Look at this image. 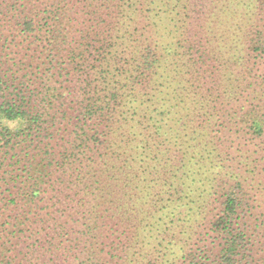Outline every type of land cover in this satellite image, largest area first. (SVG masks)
Here are the masks:
<instances>
[{"label":"trees","instance_id":"obj_1","mask_svg":"<svg viewBox=\"0 0 264 264\" xmlns=\"http://www.w3.org/2000/svg\"><path fill=\"white\" fill-rule=\"evenodd\" d=\"M0 264H264V0H0Z\"/></svg>","mask_w":264,"mask_h":264}]
</instances>
